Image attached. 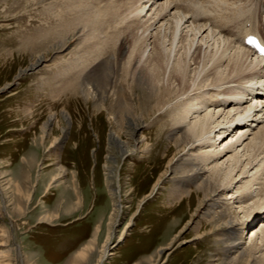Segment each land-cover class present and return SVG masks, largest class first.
<instances>
[{
  "label": "rangeland",
  "instance_id": "obj_1",
  "mask_svg": "<svg viewBox=\"0 0 264 264\" xmlns=\"http://www.w3.org/2000/svg\"><path fill=\"white\" fill-rule=\"evenodd\" d=\"M1 1L0 182L5 188L7 197L0 193V241L10 236L8 250L11 252L10 258H7L9 263L226 264L222 231L214 230L212 227V222L215 220L213 216L219 215L221 209L210 210L214 211L210 217L196 215L191 221L198 197L197 187L193 181L188 180L186 186L180 185V182L190 174L189 172L185 174L189 168L182 170L177 165L183 154L188 153L186 151L188 147L185 152L177 149L176 142L179 135L174 129L176 126L173 125L184 111L182 108L178 110L179 106L188 104L186 98L190 94L192 99L195 98L192 103L197 104L199 97L211 91L209 90L211 88L215 90L217 86L200 87L202 74L195 81L196 83H192L189 95L178 96L171 102L167 101L158 111L154 106L155 101L148 102L147 105L142 104L141 108L138 102L134 103L135 113L144 116L143 128L139 130L136 139L143 138L144 141L139 143L138 149L133 154L122 156L117 148L111 146L110 134L116 132L122 140H129L123 118L128 109L125 105L121 106L116 97L127 103V95L130 97L132 94L135 99L140 92L136 90L130 92L127 84H117L115 87L117 94L114 95L111 91L106 108L99 109L94 101L86 100L80 84L78 85L79 82L74 83L73 79L76 77L74 74H69L67 70L65 73L61 72L65 65L72 62L71 60H76V57H72L71 51L78 49L80 45L75 42L76 44L70 48H59L60 45L51 40L50 36H53V32H56L61 25L57 14L65 10L67 17L68 10L73 9V5L64 4V9H60L58 5L47 7L45 9L47 21H45L46 18L43 19L41 16L43 0H4L3 3ZM51 1L53 2V0L49 2ZM108 1L106 0L107 3ZM128 1L123 5L129 3L133 7L127 10L124 6L126 11L124 14H127L128 18L122 23V27L120 26L121 32L125 29L124 32L139 29L151 15L155 14L150 10L154 12L157 8L156 5L149 6L151 3L149 2L144 13L139 15V6L145 5L147 0ZM177 1L187 10L177 8L175 10L180 12L184 10L187 15H196L199 19L195 20V24L207 20L211 30L230 40L236 38L233 34H242L250 24L256 28L262 17L258 9L262 0H234L236 4H232L233 0ZM106 2L101 4L102 8L107 5ZM110 3L112 4L113 0H110ZM79 4L78 1L77 5ZM228 7L235 8V10L230 8L234 12ZM132 10L136 13L131 12ZM222 12L226 15V19ZM135 16H139L141 20ZM215 16L217 19L220 16L221 19L211 21L210 19ZM131 19L132 22H136H130ZM249 19L251 22L248 21ZM115 22L116 20L112 22L113 26L112 23L108 25L99 22L103 26L100 28L99 23L96 25V28L98 25L99 27L95 30L100 29L97 33L94 30L96 34H92V38L105 39L108 33L112 35V28L119 27ZM189 23L194 24L191 21ZM159 26L160 24L153 27L150 32L156 33ZM215 26L219 27L214 28ZM259 26L258 30L264 36V31ZM136 30L130 32L128 36H133ZM44 34L49 38L43 39ZM205 35H208V31ZM201 40L199 44L202 43ZM143 41L141 39L139 45L143 44ZM150 47L146 54L153 45L152 48ZM203 49L206 50V47L204 46ZM208 51L210 53V50ZM93 53L96 51L91 50L89 56ZM111 53L114 56L112 51ZM40 56L47 60L41 68L18 77L22 70L30 67ZM93 58H97V54H94ZM195 68V66L191 68L192 78L195 77L193 71ZM261 71L264 72L262 69ZM121 75L122 71H120ZM227 75L228 70L225 72V77ZM210 78L214 77L212 78L211 75ZM96 80L92 79L91 83H96ZM118 80L120 81L121 78L119 77ZM211 82L212 80L206 84ZM10 84L9 88L3 90ZM237 85L240 84L237 82L233 84L239 89L235 91L242 93L243 89ZM74 86H78L76 90ZM217 89L221 88L217 87ZM208 95L207 97H210L211 94ZM246 105L245 103L242 106ZM214 108L212 106L208 110L214 111ZM216 109L218 111L220 108L216 107ZM204 110L203 113L208 111ZM64 114L70 116V124L64 119ZM52 117L53 121L45 131L44 126ZM262 124L260 123L259 126L261 127ZM63 129H66L65 133ZM238 133L235 136L232 133L220 145L230 142L232 136L237 138ZM191 152L189 151L190 155L196 154ZM229 154L224 157V161L227 162ZM110 157L116 161L113 165L115 170L112 179H108L109 172L106 169L107 165H112ZM60 168L65 171L61 176ZM237 172L236 170L233 175ZM209 173L211 172L208 171ZM56 175L58 180L52 182ZM158 182L160 183L154 189ZM230 189L232 188L224 191L222 198L230 196L231 193H228ZM115 191H118V194ZM255 198H257L256 193L242 204L233 203V199L225 201L228 206H224L222 210L230 208L232 216L241 223L245 220V214L239 206L250 207ZM5 201H8V204ZM116 205H120L121 210L119 215L114 216ZM113 221L116 223L114 227L111 224L114 223ZM263 225L262 216L252 227H247L245 231L241 230L243 231L240 233L241 241L245 249L251 247L252 237ZM4 232L7 233L6 237H2ZM110 235L109 244L112 246L110 253L113 255L107 256L100 263L103 247ZM94 237L96 241L93 247L88 248ZM260 239H257L259 245ZM162 248L167 249L158 255ZM84 251L86 254L83 256L81 254ZM263 253L264 250L257 253L256 257L262 260ZM248 259L241 264H251Z\"/></svg>",
  "mask_w": 264,
  "mask_h": 264
},
{
  "label": "bare ground",
  "instance_id": "obj_2",
  "mask_svg": "<svg viewBox=\"0 0 264 264\" xmlns=\"http://www.w3.org/2000/svg\"><path fill=\"white\" fill-rule=\"evenodd\" d=\"M49 1L43 0L44 7L41 15L43 19L47 16L45 9L49 6L57 7L58 5L60 9H64V4L70 3L73 5V9L70 8L71 10H68L69 13L67 17H65V10L57 14L60 18L61 25L57 28L56 32H53V36H50V39L59 44V48H70L73 44H76L75 42H77V45H80L78 49L76 48L71 51L72 57H76V60H71L72 62L65 65V68H62L61 72L65 73L67 70L69 74L72 73L76 76L73 79L74 83L79 82L78 85L80 84L86 100L94 101L99 109H103L106 108L105 105L109 101V93L113 91L114 95L117 94L115 90L117 84H127L126 86L130 92L134 90L140 92V95H137L135 99L131 93V95L129 94L130 97L127 95V103H124L118 96L116 97L120 105H125L128 109L125 111L126 113L123 118L125 121V128L127 129L126 135L129 137V140H122L120 135L116 132L110 134L111 146L117 148L122 156H130V154H133L138 149L139 143L144 141L143 138L141 140L136 139L139 130L143 128L144 116H138L135 113V107H133L135 106L134 103L138 102L137 104H139L138 106L141 108L143 107L142 104L145 105L148 102L155 101L156 105L154 104V106L155 109H157L156 111H158L167 101L171 102L172 99L178 96H186L192 88V83H196L195 81L200 78L202 74V79L199 81L200 87L208 86V88H210V86L215 85L221 88L217 89L216 87L215 90L214 88L209 89L211 91L199 97L197 104L192 103L195 98L192 99L190 96L191 94H188L189 96L186 99H188L189 102L185 99L188 104L184 103V106L180 105L181 107L179 106L178 108V110L182 108L184 111L183 113L180 112L182 115H179L180 117L174 122L175 124L173 123V125L176 126L174 129L179 135L178 141L175 142L178 146L177 149H180V151L183 150L185 152V149L188 147L186 150L188 153L186 154L185 152V155L183 154V156L187 157L184 158L182 156L177 165L182 168V170L189 168L185 171V174L188 172L190 173L186 179H181L180 185L186 186L188 180L193 181L197 187L196 193L198 197L196 196L197 200L195 202V210L192 212L191 221L196 215L210 217L211 214H214V211L211 212L210 210L215 208L221 209L219 215L217 214L216 216L214 214L213 217L215 218L212 217L215 219L212 222V227L214 230L221 229L222 231L221 236L223 237L222 243L224 244L223 249L226 254V264H241L246 261L247 258H249L248 262H251V264H264L263 255L261 256L262 260L256 257L257 253L264 250V225L259 232L253 233L254 236L251 239L252 245L249 249L244 248L240 236V233L243 232H241L242 229L245 231L247 227H252L257 223L260 217L263 216L264 218V72L262 73L261 71V69L264 70V60L254 56L253 51L243 43L245 35L249 32H254V30L247 29L243 32L242 37H239L238 34H233L236 38L230 40L222 37V35H218L219 33L214 30H211V27L209 28L210 25H207V20L195 24V20L199 18L194 14L187 15V13H185L187 10L186 7L181 6L177 0H166V2H159L160 0H147L145 5L139 6L140 10L138 14L144 13L149 2H151L149 6H157L156 11L153 12V10H150L155 14L151 15L150 19H147L139 29H133L132 31H137L132 34L133 36H128L132 31L128 30L124 32L125 29L121 32L122 28H120V26L123 25L122 23L128 18V16H126L127 14H124L126 12L124 11V6L127 10L133 7V5L131 6L129 3L123 5L125 2H129L128 0H113L112 4L110 0H107L108 3L106 0H82L84 2L80 0H65V2L64 0ZM78 1L80 2L79 5H82V7L77 5ZM105 2L107 5L102 8L101 4ZM233 2L234 0L232 4H236ZM12 5H14V3H12ZM232 7H228L229 10H235L236 7ZM175 8L184 9L185 11L183 10L180 12V10L177 11ZM229 10L227 9V11ZM237 10L238 8L236 11ZM247 10L248 9H246V11ZM133 11L134 10L131 12ZM231 11L229 12L231 13ZM172 12L174 13L172 14ZM222 15H224L225 17H223L226 19L224 12H222ZM135 17L141 20L139 16ZM135 17H133L134 20ZM218 17L220 18V16ZM219 18L217 19V16H215L210 20H219ZM117 19L120 20V22H118ZM227 19L229 18L227 17ZM115 20V23L119 27H111L112 35H110V33H108V35L106 32L107 36L105 39L92 38V36L102 28V24L109 25ZM45 21H47V18ZM190 21L194 24H190ZM221 21H219V23ZM130 22H132V19ZM135 22L136 21H133L132 23ZM226 22L228 21L226 20ZM98 23L100 28L96 31L99 27L98 25L96 28ZM222 23L223 22H221V24ZM113 24L114 23H112V26ZM158 24H160L159 28L156 30V33L152 34L150 31ZM216 27L219 26H215L214 28ZM140 29H142V33H140ZM94 30L96 33H94ZM207 31L208 35H205ZM43 37V39L49 38L46 34H44ZM141 39L144 41L143 44L139 45ZM152 39L153 42H151ZM200 39H202V43L199 44ZM97 44L99 45L97 46ZM149 46H151L150 48L152 49L146 54ZM204 46L206 50L203 49ZM91 50H95L96 53L89 56ZM208 50H210V53H208ZM82 51L83 53H81ZM111 51L114 53V56ZM94 54H97V58L92 59ZM104 55L108 56L104 57ZM124 59H126V61L123 62L122 60ZM46 62L47 60H45L43 56L38 57L30 67L22 70L18 77L26 73L35 72ZM202 62L203 65L201 66ZM121 63L123 66H121ZM194 66L196 67L195 70H193L195 71V77L192 78L191 68ZM258 68L260 70H257ZM226 69L228 70V75L225 77V72H227ZM120 71H122L121 76ZM167 75L168 77L166 78ZM211 75L212 78L214 77L213 79L210 78ZM119 77L121 78L120 81L118 80ZM92 79H97L95 81L96 83L92 84ZM211 80L212 82L210 84H206ZM236 82L240 84L237 86L243 89V91L241 90L242 93H240V91H235L237 88L233 86V84H236ZM229 83L233 84L230 85ZM10 86L11 84L6 86L3 90ZM197 92L199 91L197 90ZM208 94H211L210 97H207ZM202 98L203 100H201ZM207 102H209V104ZM245 103L247 105L243 107L242 105ZM212 106L215 107L214 111L208 110V108ZM216 107L220 109L216 111ZM203 108H206L208 111L203 113ZM226 109L228 110L226 111ZM63 117L69 124L71 123L69 115L64 114ZM52 121L53 117L45 124V131L49 128L48 125L52 123ZM260 123H263L261 127L259 126ZM228 131H230L229 134H227ZM65 132L66 129H63V133ZM232 133H234L233 136H235L236 133L239 135L238 137L236 136L237 138L232 136L230 142L220 145L221 142L223 143ZM189 151L196 154L190 155ZM227 154H229V158L226 162L223 159ZM110 158L112 165L106 166L109 172L107 174L108 179L113 178L115 170L113 165L116 163L115 159L112 157ZM229 162L230 164L228 165ZM236 170L238 172L233 175ZM208 171L211 173L208 174ZM63 173H65L64 169L60 168V174H58L61 176ZM57 177L58 175L52 179V182L58 180ZM159 183L160 182L154 186V189ZM227 188H232L228 192L231 194L226 198H222V194ZM115 192L118 194V191ZM0 193L2 195L4 194V197H7L5 188L1 182ZM254 193H256L257 198H255L250 207L239 206L243 209L245 214V220L241 221V223L237 222L235 217L232 216L230 208H226V210L224 208V210H222L224 206H228L225 201L233 199V203L242 204L252 197ZM5 203L8 204V201H5ZM239 207L238 209H240ZM120 210V205H116L114 216L119 215L118 213H120ZM111 224L113 227L116 225L115 222ZM6 235L7 233L4 232L2 237H6ZM9 237L2 238L0 241V247L3 248L2 250L0 248V264H10L7 260L11 252L8 250ZM258 238H261L260 245L257 242ZM110 240L111 235L103 247L100 263L103 262L107 256L113 255L110 253L112 249V246L109 244ZM95 241L96 238L94 237L91 244L88 245V248L93 247ZM166 249L162 248L158 252V255H161ZM85 254L86 251L82 252L81 255L84 256Z\"/></svg>",
  "mask_w": 264,
  "mask_h": 264
}]
</instances>
